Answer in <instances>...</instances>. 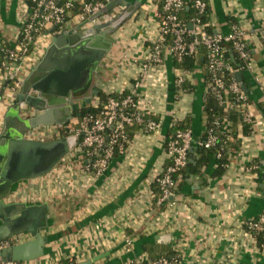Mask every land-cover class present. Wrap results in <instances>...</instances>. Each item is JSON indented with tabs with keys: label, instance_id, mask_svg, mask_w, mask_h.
<instances>
[{
	"label": "crops",
	"instance_id": "obj_1",
	"mask_svg": "<svg viewBox=\"0 0 264 264\" xmlns=\"http://www.w3.org/2000/svg\"><path fill=\"white\" fill-rule=\"evenodd\" d=\"M158 1L121 0V6L104 18L109 22L130 12L127 20L105 38L110 48L96 69L89 104L99 94L134 91L142 107L160 121L159 132L136 131L124 154L113 158L101 177L84 172L78 160L68 162L64 158L49 173L12 185L4 197L6 204L45 207V226L40 234L48 243L38 262L59 264L68 259L73 264H131L142 258L151 260L147 246L153 256L172 253L175 264H264V254L243 227L264 210V188L248 169L254 161L264 163V0H206L208 24L214 34H227L232 25L245 33L252 68L241 75L247 89L248 113L254 119L253 133L242 136L241 124L233 127L226 123V133L234 130L239 135L237 155L220 176L215 175L216 162L203 168L200 176L189 172L184 179L181 176L174 201L162 207L153 205L152 185L166 164L165 142L174 134L173 125L185 121L194 140L203 138V104L208 90L203 66L187 80L189 90L177 87L180 72L171 56L164 54L163 67L148 68V50L158 35ZM23 2L0 0L1 41L9 43L20 28ZM44 33L32 49L34 60L42 47L46 51L50 45L51 36ZM30 65L28 59L29 75L35 69ZM142 79L143 84L137 85ZM152 83L161 85L154 89ZM9 84L0 72V130L6 111L19 94L12 93ZM89 104L80 101L77 109ZM24 106L21 102L17 108ZM27 111L30 117L40 113L33 108ZM191 152L196 163L198 156ZM31 239L32 235L28 237ZM126 239L133 242L130 252L125 250Z\"/></svg>",
	"mask_w": 264,
	"mask_h": 264
},
{
	"label": "built area",
	"instance_id": "obj_2",
	"mask_svg": "<svg viewBox=\"0 0 264 264\" xmlns=\"http://www.w3.org/2000/svg\"><path fill=\"white\" fill-rule=\"evenodd\" d=\"M113 1L24 0V15L20 28L14 32L9 43L0 40V72L9 81V90L14 94L20 93L22 84L29 75L28 71H30L26 67L28 59L31 61L30 66L34 68L40 62L45 51L44 47H42L43 50L40 49L41 54L35 60L32 58V49L44 32L51 28H55L54 31L57 32L73 28L87 21ZM158 5L159 9L156 12L158 35L148 50V68L163 67L164 54L171 56L174 62L179 64L186 57L196 55L200 48L204 49L205 69L209 74V81L206 84L207 90L213 94L219 105L227 107L233 105L242 122L251 124L253 127L254 119L248 113L247 94L236 82L235 76L230 79L228 84L223 77L224 72H234L225 61L227 49L231 50L233 56H236L243 64V71L252 68L244 31L239 26L232 25L227 34H206L205 27L209 24H203L200 19L208 8L206 0H193V7L197 11V16L191 19L187 26L179 18V13L185 5L184 0H159ZM91 24H95V21ZM189 25H191V29L188 28ZM178 70L180 74L176 76V85L181 89L182 85L191 78L193 72L182 68H178ZM143 82L144 79L138 80L137 85L140 86ZM160 85L152 83L154 89ZM230 98H232V102ZM26 109L28 110L25 107L21 109L23 118H28L31 115L30 111ZM86 109L81 114L79 112L81 108H78L80 114L78 118H71L59 126L35 128L28 133L27 137L40 142H49L77 136L79 138L77 145L64 158L69 159L68 162L78 160L84 172L98 178L107 170L115 154L122 155L126 151L130 143L127 135L128 128L139 126V131L144 134H156L161 128L160 121L151 110L142 107L141 99L136 96L134 91L106 95L104 99L97 97ZM23 113L24 115H22ZM40 128L42 129L40 130ZM173 130L174 138L170 139L165 146L166 164L153 180L158 185L160 192L156 202L157 206L163 202H169V197L174 196L182 172L189 165L191 145L196 143L199 147L209 149L217 142V138L211 130L208 132L209 137L206 142L194 140L189 129L177 131L176 124L173 125ZM223 147H227L226 142L223 143ZM217 157L219 158V155ZM248 169L249 172H252L255 167L249 166ZM262 182L264 188V177ZM152 197L154 198V194ZM245 226L252 232H262L264 229V210L257 219L245 223L243 227ZM247 235L255 241L251 234ZM30 236V234L23 233L0 240V252L19 243L29 241L28 237ZM132 243L131 239L125 240L126 252L131 251ZM257 248L264 254L263 246ZM175 263H177L176 257L171 259L162 257L157 260L142 258L131 262V264ZM0 264L50 263H41L37 260L26 262L2 260Z\"/></svg>",
	"mask_w": 264,
	"mask_h": 264
},
{
	"label": "water",
	"instance_id": "obj_3",
	"mask_svg": "<svg viewBox=\"0 0 264 264\" xmlns=\"http://www.w3.org/2000/svg\"><path fill=\"white\" fill-rule=\"evenodd\" d=\"M119 6L121 0H114L84 23L60 32L53 33L55 28L45 32V37L51 36L50 45L25 80L17 100L4 115L0 130V240L23 233L31 234L32 239L1 251L0 261H34L44 255L48 241L41 236L40 230L45 226V207L6 204L4 197L12 185L49 173L77 145V136L40 142L29 139L27 135L40 126L63 125L74 114L80 117L77 103H90L96 69L110 48L105 38L130 15L129 11H125L104 22V18ZM94 21L95 25L90 26ZM188 28L191 29V25ZM229 53L235 63L231 50ZM235 79L247 93L242 75L236 74ZM30 92H34V95H30ZM96 93L94 91V95ZM21 102L24 107L40 113L23 118L21 110L17 108ZM189 163L193 166L196 164L195 156ZM168 201H174V197H169Z\"/></svg>",
	"mask_w": 264,
	"mask_h": 264
},
{
	"label": "trees",
	"instance_id": "obj_4",
	"mask_svg": "<svg viewBox=\"0 0 264 264\" xmlns=\"http://www.w3.org/2000/svg\"><path fill=\"white\" fill-rule=\"evenodd\" d=\"M185 5L184 8L179 13L180 20L187 26L191 19H193L195 16H197V11L193 7V0H184ZM201 21L203 24H208L209 22V9L207 8L204 12V15L201 16ZM205 32L208 35H213L214 31L213 29L208 25L205 27ZM235 63L232 61L229 49L225 51V61L232 67L233 73L231 72H224L223 77L228 84L230 82L231 78H234V76L238 73H243V64L238 60L236 56H234ZM198 66H203L205 68V51L204 49L200 48L196 55H192L189 57H186L181 63L176 64L177 68H182L185 70H188L190 72H194ZM205 80L206 83L209 81V74L205 69ZM183 90H189L190 87L187 86V83L182 85L181 87ZM98 97L100 99H104V95L99 94ZM230 101L232 102V98H230ZM87 109H81L79 112L83 114ZM78 112V113H79ZM203 114L206 119V132L201 139L203 142H206L209 137V131L211 130L212 133L216 136L217 142L216 144L209 148L205 149L203 147L197 146L196 143L191 145V150L196 152V156H198V159L196 160V164L193 166L189 163L188 167L182 172V178L184 179V176L187 172H189V175H201L202 169H206L209 167V165L213 162L217 163V168L215 175L220 176L222 172L225 170V168L229 165L231 159L237 155V153L240 150V140L239 135L236 133V131H232L230 133H226L224 131V126L226 123H231L232 126L236 124H241L242 128V136H248L253 132V127L251 124H247L242 122L241 117L238 115L235 107L233 105L231 106H222L219 105L217 99L213 96V94L210 91H207V94L205 96L204 104H203ZM72 118H75V114ZM217 125V126H216ZM216 126V127H215ZM215 127V128H213ZM140 129L139 126L130 127L127 129V135H128V141L130 142L135 135V132ZM190 130V124L188 121H185L183 123H177L176 130L177 131H184V130ZM174 138V134L170 135V137L165 142V146L167 145L168 141L170 139ZM231 139L234 141H231ZM226 142L227 147H223V143ZM219 155V158L217 157ZM120 156L119 154H115L113 158ZM193 158V154L190 151L189 152V159L191 160ZM250 167H255V169L252 170L253 174L256 175L258 183L262 185L263 177H264V166L263 163L260 161H254L250 164ZM263 186V185H262ZM264 191V189H263ZM152 192L154 194L153 199V205L155 207H162L166 205L168 202H163L161 205L157 206L156 202L157 199L160 196L159 188L156 183H153L152 185ZM244 231L247 234H251L255 239V244L257 247L261 248L263 246L264 248V229L262 232L255 233L250 231L246 226L244 227ZM264 250V249H263ZM146 251L150 255L151 260H157L159 258L165 257L167 259H171L172 253L168 252L165 254V256H161L159 253L155 254L153 256V253H151V248L146 246ZM59 264H73L72 260H64L61 261Z\"/></svg>",
	"mask_w": 264,
	"mask_h": 264
},
{
	"label": "rangeland",
	"instance_id": "obj_5",
	"mask_svg": "<svg viewBox=\"0 0 264 264\" xmlns=\"http://www.w3.org/2000/svg\"><path fill=\"white\" fill-rule=\"evenodd\" d=\"M78 103H80V102H78ZM74 121V120H73ZM42 128H40V130H41ZM4 200H6L5 198H4Z\"/></svg>",
	"mask_w": 264,
	"mask_h": 264
},
{
	"label": "flooded vegetation",
	"instance_id": "obj_6",
	"mask_svg": "<svg viewBox=\"0 0 264 264\" xmlns=\"http://www.w3.org/2000/svg\"><path fill=\"white\" fill-rule=\"evenodd\" d=\"M77 113H78V111H77Z\"/></svg>",
	"mask_w": 264,
	"mask_h": 264
}]
</instances>
